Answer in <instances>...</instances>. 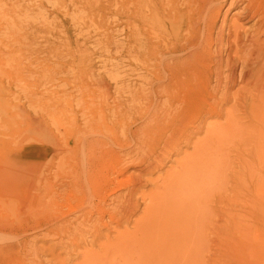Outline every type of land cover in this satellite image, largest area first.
Returning a JSON list of instances; mask_svg holds the SVG:
<instances>
[{"label":"rangeland","instance_id":"rangeland-1","mask_svg":"<svg viewBox=\"0 0 264 264\" xmlns=\"http://www.w3.org/2000/svg\"><path fill=\"white\" fill-rule=\"evenodd\" d=\"M145 1L0 0V264H82L86 251L98 253L103 243L114 240L117 231L132 232L144 216L149 196L162 185L168 172L192 154L194 144L205 137L207 126L223 123L226 114L236 115L264 151L263 93L242 83L240 65L236 75V81L240 76L239 82L229 91L231 100L222 104V118L209 110V116L198 119L196 112L193 116L186 112L184 103L162 105L154 82L143 80L142 59L147 54L144 46L156 41L144 37L142 44L138 40L143 37L137 28ZM236 10L227 17L228 24ZM237 24L242 33L252 31L254 23ZM197 126L201 133L188 144L186 137ZM96 139L104 140L103 148H108L115 164L118 154H129L124 162L128 167L125 180L118 179L122 182L119 184L114 179L110 187L113 190L124 186L111 193L110 199L136 188L132 200L138 205L131 216L113 208L116 218L111 220L105 215L104 223L110 227L99 222L102 227H98L101 234L97 240L92 238L95 233L94 227H89V217L83 216L92 204L89 191L84 189L76 201L68 198L64 190L69 183L64 176L66 162L83 180L86 159L82 150L92 145L100 150ZM166 151L170 155L164 164L156 170L150 168L155 158ZM259 163L256 178L260 183L264 162ZM128 177L132 179L127 183ZM227 182L222 184L226 189L212 199V222H220L223 230L220 237L216 231L209 235L211 246L206 263L264 264V193L255 190L249 196L243 186L245 194H238L241 199L235 202L232 197L239 192L234 193L233 181ZM16 190L20 191L18 195ZM110 199L108 208L117 204ZM92 217L93 222L99 218L95 211ZM118 222L122 224L118 226ZM235 222L240 223L237 233L227 226ZM248 224L254 228L247 234ZM231 236L244 241L235 245ZM218 253L222 255L220 262L214 261Z\"/></svg>","mask_w":264,"mask_h":264},{"label":"bare ground","instance_id":"bare-ground-1","mask_svg":"<svg viewBox=\"0 0 264 264\" xmlns=\"http://www.w3.org/2000/svg\"><path fill=\"white\" fill-rule=\"evenodd\" d=\"M138 6L142 11V4ZM239 7L240 9L236 10ZM234 10L236 12L233 13V19L231 18L233 21L231 20V24H228L227 17ZM145 12L148 14L143 17ZM143 14H141V25L137 28V32L140 34L143 32V37L138 40H142L144 37L156 40L155 43L151 40L154 44L146 42L144 46V51L147 54L142 59V66L145 70L143 80L148 83L154 82L156 96L159 97L162 105L168 107L169 104L184 103L187 104L186 112L191 116L196 112L198 119L209 116V110L217 113V117L222 118L225 114L222 111V104L231 100L229 91L240 79L239 76L236 81L237 68L240 66L242 67V83L261 90L262 99H264V0H146ZM251 21L254 23L251 26L252 31L248 32L249 29L242 33L238 31L239 28H242L237 24L238 22L246 24ZM240 25L243 24L240 23ZM133 30H135L134 25ZM240 30L242 31V29ZM139 48L142 49L140 46ZM196 118L194 119L196 120ZM193 129L196 131L188 133L186 137L188 144H191L196 134L201 133L199 126ZM253 135L242 127L233 113L226 114L223 123L207 126L205 137L194 144L192 154L179 161L176 168L172 169L170 173L168 172L157 191L149 196L146 209L143 210L144 216L136 222L134 230L132 232L123 230L124 233L117 231L116 235H118L114 240L109 241L106 245L103 243L104 246L100 247L98 253L91 249L86 251L82 256V264H207L206 253L209 252L211 246L209 235L212 231H216L218 234L216 235L220 237V232L223 230H221L220 222L215 225L212 222L215 212L211 208L213 197L220 194L222 189H226L222 184L227 180L235 183L232 185L234 193L235 191L239 192L232 197L235 198V202H239L238 200L241 199L238 194H245L242 192L243 186L248 189L249 196L253 195L255 190L258 194L264 193V175L261 177L260 183L256 178L257 166L261 164L259 162L262 161V164L264 162V151L261 146H258ZM89 141L91 140L89 139ZM95 143L100 146H98L99 151L93 148L92 143L90 146L93 147L82 150L83 159H86L83 164L84 181L78 171H74L71 167L70 162H66L64 167L66 173L64 176L67 181L69 180L64 189L67 192V197L78 201V196L83 193L84 189L88 190L91 195L92 204L89 209L84 211L83 216L89 217L87 219L89 227H94L92 233L95 235L91 233L93 239L101 234L98 227H102L105 215H108L111 220H115L113 208H116L120 213H130V216L138 208V205L132 200L136 194V188L117 197L118 199H110L114 192L117 193V190H121L120 188L124 186H115L117 188L113 190L111 188L114 179L117 183H122L118 179L120 180L126 175L128 167L124 162L125 157L129 154L117 153V163L115 164L108 148H103L104 140L96 139ZM105 146L107 145L105 144ZM174 147L177 152L180 151L178 146ZM167 151L162 155L163 157L158 156L155 160L153 159L155 164L150 168L156 170L161 167L170 155ZM232 152H235L233 158ZM126 179L128 183L132 178ZM63 185L65 186V184ZM4 190L12 191L2 188V191ZM16 191L12 193L15 194ZM19 193L20 191H17V195ZM55 194L57 195V193H53V195ZM109 199L111 202L117 201V204H113L114 207H111L112 209L107 206ZM232 200L234 201V199ZM50 209L52 210V208ZM94 211L99 217L96 218V222L92 221ZM228 213L226 212L227 215ZM237 215L233 218H237ZM229 216L232 215L229 214ZM34 217L36 216L34 215ZM85 221L83 224H87ZM99 222L102 223L99 224ZM80 223L82 224V221ZM107 223L103 224L105 228L110 227ZM121 224L117 223L118 226ZM239 225L240 223L235 222L227 226L231 232L237 233ZM253 228L251 224H248L247 234L252 233ZM75 229L74 231L77 230ZM74 231L71 233L72 235L75 233ZM229 239L234 244L244 241L234 236ZM221 259L220 253L214 254V261L220 262Z\"/></svg>","mask_w":264,"mask_h":264}]
</instances>
